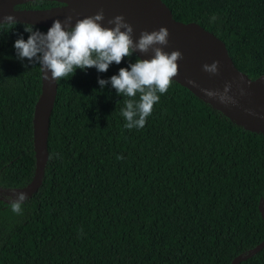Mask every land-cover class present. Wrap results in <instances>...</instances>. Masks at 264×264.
<instances>
[{"label": "trees", "instance_id": "16d2710c", "mask_svg": "<svg viewBox=\"0 0 264 264\" xmlns=\"http://www.w3.org/2000/svg\"><path fill=\"white\" fill-rule=\"evenodd\" d=\"M161 2L173 20L221 40L248 79L264 77V0ZM18 35L27 38L23 23L0 25L5 190L27 188L36 167L32 120L41 73L16 58ZM136 57L55 81L40 185L19 213L0 200V264H230L264 239L263 135L175 80L143 127L125 128L119 109L126 97L107 83L97 90V77ZM239 264H264V248Z\"/></svg>", "mask_w": 264, "mask_h": 264}, {"label": "water", "instance_id": "95a60500", "mask_svg": "<svg viewBox=\"0 0 264 264\" xmlns=\"http://www.w3.org/2000/svg\"><path fill=\"white\" fill-rule=\"evenodd\" d=\"M33 1H53L62 5L46 9H15L16 6ZM103 10V26L111 27L107 21L117 14L132 25V39L135 41L140 32L168 29V42L159 45L163 51L179 49L182 58L178 59L175 80L197 97L221 111L226 117L260 132L264 138V77L250 80L240 73L228 55L225 44L210 32L196 23H181L172 19L170 11L161 0H0V20L11 14L19 23L28 22L34 26L47 28L53 19L64 20L71 16L76 19L90 16L97 10ZM140 58H149L147 52H133ZM218 61L216 73L203 70L202 65ZM193 81L194 83H190ZM225 83L230 85L223 100L219 96L209 97L201 89L223 90ZM56 96V84L51 79H43L41 75V93L34 106L32 131L33 149L35 152V174L27 188L18 190L30 196L41 182L43 164L47 157V137L49 119ZM260 214L264 219V207L260 206ZM264 248V239L245 255L235 257L230 264H239Z\"/></svg>", "mask_w": 264, "mask_h": 264}, {"label": "clouds", "instance_id": "9594fccd", "mask_svg": "<svg viewBox=\"0 0 264 264\" xmlns=\"http://www.w3.org/2000/svg\"><path fill=\"white\" fill-rule=\"evenodd\" d=\"M103 19L101 9L90 16L76 19L74 23H70L71 16H65L63 21L53 19L46 31L24 22L23 30L28 35L26 39L18 35L13 41L16 58H27L28 64H37L43 79L55 82L65 76L70 77L77 68L86 71L88 67H94L97 72H104L111 63L119 64L122 57H131L136 50L147 52L151 49L149 58L136 57L107 79L97 77V90L102 91L107 83L118 96L126 97L119 109L124 127H143L154 103L159 101L160 94L168 90L172 77L177 73V61L182 58V53L179 49L165 52L159 46L168 42V29L165 26L151 31L142 30L133 41L132 25L122 14L114 15L107 21L111 27L103 26L100 23ZM16 23L17 20L11 14H6L0 20V25L7 24L10 29ZM217 64L218 61L213 60L203 64L202 68L209 73H216ZM229 87L225 83L222 91L206 88L201 91L209 97L219 96L223 100ZM0 197V200L8 201L16 213L21 211V204L27 199L23 191L15 192L14 196L0 192Z\"/></svg>", "mask_w": 264, "mask_h": 264}, {"label": "rangeland", "instance_id": "374dc122", "mask_svg": "<svg viewBox=\"0 0 264 264\" xmlns=\"http://www.w3.org/2000/svg\"><path fill=\"white\" fill-rule=\"evenodd\" d=\"M18 190H5V189H1L0 188V192H4L6 193L7 195L9 196H14L15 195V192H17ZM2 199V197H0Z\"/></svg>", "mask_w": 264, "mask_h": 264}]
</instances>
